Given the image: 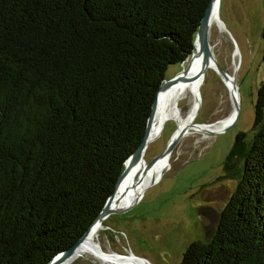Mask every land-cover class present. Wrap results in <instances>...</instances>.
<instances>
[{
    "label": "trees",
    "instance_id": "trees-1",
    "mask_svg": "<svg viewBox=\"0 0 264 264\" xmlns=\"http://www.w3.org/2000/svg\"><path fill=\"white\" fill-rule=\"evenodd\" d=\"M207 3L0 0V264H46L93 221ZM251 128L222 161L235 185L214 230L178 264H264V77Z\"/></svg>",
    "mask_w": 264,
    "mask_h": 264
},
{
    "label": "rangeland",
    "instance_id": "rangeland-1",
    "mask_svg": "<svg viewBox=\"0 0 264 264\" xmlns=\"http://www.w3.org/2000/svg\"><path fill=\"white\" fill-rule=\"evenodd\" d=\"M263 25L264 0L218 1L217 22L208 29V41L218 67L234 80L237 117L216 134L188 129L170 151L159 178L144 186L127 210L101 221L95 243L102 252L112 256H116L113 252H131L149 264H178L189 242L204 240L212 233L217 215L235 185L234 180L220 177L222 161L237 132H244L246 139L252 134L256 89L264 77L260 37ZM179 69V64L168 65L164 78ZM198 90L199 107L193 122L212 123L232 116L233 101L215 68L204 70ZM191 104L190 96L178 101L180 117L187 114ZM186 119L163 122L145 148V162L163 149L176 126ZM67 264L100 262L91 252Z\"/></svg>",
    "mask_w": 264,
    "mask_h": 264
},
{
    "label": "bare ground",
    "instance_id": "bare-ground-1",
    "mask_svg": "<svg viewBox=\"0 0 264 264\" xmlns=\"http://www.w3.org/2000/svg\"><path fill=\"white\" fill-rule=\"evenodd\" d=\"M217 11H218V0L213 2L211 7L209 28L212 24L217 22ZM219 28H222V26ZM200 64H201V56L195 53L193 57L189 58V63L186 67L184 66L183 63L181 64L183 68V72L181 73V76L169 86L158 91L156 95L155 107L151 117V125L149 129L150 137L153 138L159 132L163 122L167 119L184 120L187 118L183 123L180 124L179 127L183 125H189L190 123L193 122V118L195 117L199 107L198 86L202 81V77H199L198 79L195 80L194 78L196 77ZM222 81L228 90L231 100L237 101L236 88H235L234 80L231 77V75L227 74V76L224 79H222ZM187 96H190L192 98V104L187 114L184 117H180L178 110V101L181 98ZM230 117H232L231 114L220 119L219 121H217L212 125L205 127L202 126L201 128L218 130L229 122V120L231 119ZM179 127L177 126V129ZM167 157L157 158V160L146 169H143L141 164H133L131 167H129L125 172V174L123 175L122 180L118 183L115 192L113 193L110 203V208H120L127 204H130L131 202H135L138 196L140 195V193L142 192L143 187L149 185V183L151 184L152 182H155V180L159 178L162 170L165 169V167L168 164ZM101 221H99V224L96 222L95 224H93L88 228L83 238L74 247L73 254L69 261L82 254L92 252L97 256L100 264H136V261L133 259H130L132 261H126L125 259H121L122 257L120 258V257L112 256L104 252H103L104 254L99 253L97 249L98 245L95 243V236L99 231Z\"/></svg>",
    "mask_w": 264,
    "mask_h": 264
},
{
    "label": "water",
    "instance_id": "water-1",
    "mask_svg": "<svg viewBox=\"0 0 264 264\" xmlns=\"http://www.w3.org/2000/svg\"><path fill=\"white\" fill-rule=\"evenodd\" d=\"M215 1H217V0H208L207 6L205 7L204 12L199 19V22H198V25H197V28H196V31L194 34L191 52L184 59V62L188 61V58L193 57L195 53H197L201 56V64H200V67L198 69V72H197L194 80L198 79L199 77H202L204 70L208 66H212L213 68H215V70L219 73V75L222 77V79H224L227 76V74L225 72H223L218 67V65L215 61V58L211 52L210 44L208 41V29H209L211 7H212L213 2H215ZM179 68L180 69H179L178 73L174 74L173 76H171L167 79H164L161 82V84L158 86L156 93H155V96H154V99H153L152 104H151L149 115H148L146 123H145V128H144L142 138H141L140 142L138 143V145L136 146V148L133 150V152L125 159L122 171H121V173H120V175L117 178V181L115 183V187H114L113 191L111 192V194L106 198L102 208L100 209V211L98 212L96 217L89 224V226L84 230V232L79 236V238L69 248L55 254L46 264H67L69 262L71 256H72V254H73L74 247L80 242V240L83 238V236L85 235V233L87 232V230L90 226H92L96 222L99 224V221L105 219L108 215L113 214V213L123 212L133 205L134 202H131L130 204H127V205L120 207V208H110V203H111L113 193L115 192V189H116L118 183L122 180L123 175L125 174V172L127 171V169L129 167H131L133 164H141L143 169H146L149 166H151L157 160V158L167 157L169 155L170 151L172 150V148L177 143V141L190 128L200 129V130H202V132H205L208 134H216V133L224 130L226 127H228L231 123H233L235 121L237 114H238V104H237V101L233 100L234 109L232 112V117L226 125L222 126L218 130H210V129L201 128L202 126L205 127V126L212 125V124L216 123L217 121L212 122V123L192 122L189 125H183V126L179 127L178 129L176 126L174 133L169 138V140L166 142L163 149L158 154L151 157L148 161L145 162L143 159V153L145 151V148H146L148 142L152 139V137H150V134H149V129H150V125H151L152 113H153V110L155 107L156 95H157L159 90L164 89L165 87L169 86L170 84L175 82L181 76V73L183 72V68L181 66V63L179 64ZM97 249H98L99 253L104 254L98 248V246H97ZM111 254H115L117 257L131 258V259H133L139 263H142V264H149L146 260H144L141 257H137V256L133 255L131 252H128L126 255L118 254L115 252H113ZM98 261H99V259H98Z\"/></svg>",
    "mask_w": 264,
    "mask_h": 264
}]
</instances>
